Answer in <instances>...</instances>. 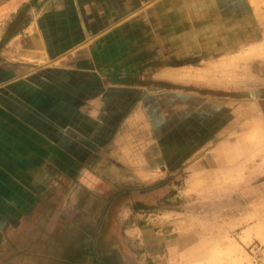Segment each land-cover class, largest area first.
<instances>
[{
    "label": "crops",
    "instance_id": "0c3cea01",
    "mask_svg": "<svg viewBox=\"0 0 264 264\" xmlns=\"http://www.w3.org/2000/svg\"><path fill=\"white\" fill-rule=\"evenodd\" d=\"M248 49L264 58V0H0V235L18 249L65 208L87 209L98 190L90 172L68 196L54 192L69 171L109 163L143 177L121 155L162 158L163 100L184 99L183 75L239 74ZM245 101L232 105L235 172L245 140L264 141V98Z\"/></svg>",
    "mask_w": 264,
    "mask_h": 264
},
{
    "label": "rangeland",
    "instance_id": "374dc122",
    "mask_svg": "<svg viewBox=\"0 0 264 264\" xmlns=\"http://www.w3.org/2000/svg\"><path fill=\"white\" fill-rule=\"evenodd\" d=\"M254 54L242 51L239 74L216 67L183 75L175 88L184 99L163 100L157 127L162 158L149 151L121 155L131 166L143 165L136 171L143 177L109 163L69 171L55 194L68 196L77 178L89 181L90 172L98 183L93 203L85 210L63 208L51 232L37 225L34 242L32 232L19 234L24 244L18 249L17 238L3 232L0 264H264V141L245 140L235 172L234 139L228 137L234 134V100L264 98V58ZM248 123L242 128L250 129ZM222 143L229 148L214 158L206 154ZM89 164L94 168V159ZM137 203L143 207L134 211ZM49 210L54 224L55 209Z\"/></svg>",
    "mask_w": 264,
    "mask_h": 264
},
{
    "label": "trees",
    "instance_id": "16d2710c",
    "mask_svg": "<svg viewBox=\"0 0 264 264\" xmlns=\"http://www.w3.org/2000/svg\"><path fill=\"white\" fill-rule=\"evenodd\" d=\"M133 207H134L133 210L135 211V210H137V209L142 208L143 205L137 203V204H136L135 206H133Z\"/></svg>",
    "mask_w": 264,
    "mask_h": 264
}]
</instances>
